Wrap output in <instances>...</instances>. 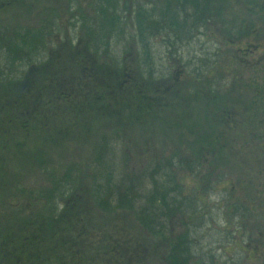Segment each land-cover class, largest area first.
Instances as JSON below:
<instances>
[{
    "label": "trees",
    "instance_id": "16d2710c",
    "mask_svg": "<svg viewBox=\"0 0 264 264\" xmlns=\"http://www.w3.org/2000/svg\"><path fill=\"white\" fill-rule=\"evenodd\" d=\"M63 1L67 2V13L72 16L66 26L72 27L73 35L65 33L63 39L57 40L55 24L50 22L46 35L49 41L53 39L51 43L45 44L43 36L39 39L35 36L21 45L14 44L8 37L2 40L0 149L21 150L25 139L35 138L38 151L44 156L48 143L77 136L87 138V142L99 140L96 154L99 160L101 151L103 155L109 152L108 144L110 146L112 141L120 140L125 144L124 137L130 128H142L148 121L155 123L162 113L178 110L177 105L182 104L184 112L192 99L199 96V93L182 92L179 69L163 75L156 67L151 47L159 42L166 55L173 57L179 52L177 45L192 37L194 22L210 18L215 3L225 9L228 0ZM27 2L0 0V13L14 8L22 11L28 7ZM263 6L264 0L258 1V8ZM124 36L129 40L126 45L122 44ZM258 47L263 50L264 42ZM259 48L236 52L237 59L244 61ZM261 60L264 61V55ZM210 93L213 94L211 99L216 100V94ZM253 98V104L264 101V83L255 87ZM220 116L223 122L231 121L228 112ZM173 119L176 117L167 120ZM218 119L217 116L216 121ZM182 122L181 118L180 124ZM193 147L198 153L192 152L187 161L174 164L167 160L171 162L166 169L168 177L161 181L156 178L160 168L157 165L150 171L149 166L143 167L138 173L123 170L124 175L117 182L113 181L116 176L111 172L103 174L101 179L98 174L87 175L89 183L92 182V206L97 207L108 223L114 221L108 229L96 231L91 241L83 239L89 236L83 212L84 205L90 202L79 193L85 178L78 175L73 181L67 174L72 171H67L58 182L50 183V189H45L43 195L49 200L42 204V213L23 221L30 232L18 236L16 241L6 240L9 236L0 241V264H24L25 261L65 264L61 250L76 258L83 245L96 250L103 264H131L143 260L145 252L142 254L135 249L138 247L132 245V236L126 229L128 216L139 229L159 239L155 246L144 245L143 249L163 248L162 264H205L195 254L196 243L192 237L193 232L202 227L199 218L204 217L197 203L198 190L185 194L184 184L176 174L178 169L188 168L194 180L206 186L204 179L206 174L210 177L211 172L207 170L204 175L201 167L206 163L210 165L216 147L213 141L207 145L208 149L200 147L199 142ZM151 149L149 147L147 152ZM123 157L127 160L128 155L125 153ZM3 160L1 154L0 161ZM44 169L49 171L47 166ZM198 220L200 222L196 223ZM1 230L0 235L14 236ZM42 249L48 250L44 253ZM21 252H25L29 260L21 257Z\"/></svg>",
    "mask_w": 264,
    "mask_h": 264
},
{
    "label": "rangeland",
    "instance_id": "374dc122",
    "mask_svg": "<svg viewBox=\"0 0 264 264\" xmlns=\"http://www.w3.org/2000/svg\"><path fill=\"white\" fill-rule=\"evenodd\" d=\"M258 1L261 2L232 0L230 6L228 0L225 9L215 3L210 18L207 16L194 22L192 37L177 45L179 52L173 57L166 55L159 42L152 45L156 67L163 75L179 69L182 92L199 93L184 112L183 105H177L179 111L160 115L164 119L159 118L155 123L148 121L142 128H130L124 137L125 144L120 140L109 142V152L103 155L101 151L99 160L96 159L99 140L87 142V138L78 139L77 136L48 143L44 156L38 151L35 138L25 139L21 150L0 149V155L4 156L0 161V230L14 235H0V241L7 236L6 240L16 241L20 238L18 236L30 232L25 229L28 225L23 221L35 218L41 212L42 204L49 200L43 195L45 189H50V183L58 182L69 170L72 174H67L73 181L78 175L85 178L82 180L85 183L83 190L79 193L91 204L84 205L83 216L89 236L83 239L91 241L96 231L108 229L114 221L108 223L97 207L92 206V182L89 183L87 175L98 174L101 179L103 174L111 172L117 177L113 181L117 182L124 175L123 170L138 173L143 167L149 166L150 171L159 166L156 178L161 181L168 177L166 169L171 163L168 161L174 164L187 161L192 152L198 153L193 147L195 142L208 149L207 145L213 141L216 147L213 160L210 165L206 163L201 167L204 175L207 170L211 172L210 177L206 174L204 179L206 186L195 181L187 167L184 171L174 168L178 172H175L176 177L184 184L185 194L198 190L197 203L204 217L199 218L201 222L196 221L202 227L192 234L196 243L195 254L205 264H264V101L253 104L255 87L264 83V61L261 60L264 49L258 47L264 42V6L258 8ZM66 3L63 0H28V7L22 11L14 8L0 13V47L4 46V37L19 45L29 43L35 36L37 39L46 37L45 44L51 43L53 39L49 41L46 35L50 22L55 24L57 40L63 39L65 33L73 35L72 27L66 26L72 18L67 13ZM122 40L125 45L129 41L125 36ZM255 46L259 49L250 57L244 61L237 59L236 52ZM3 59L1 56V65ZM210 92L216 94V100L211 99L213 94ZM226 112L231 116L230 122L221 120L220 115ZM173 117L176 119L167 120ZM144 143L147 144L144 146ZM149 147L152 149L147 152ZM125 153L127 160L123 157ZM205 154L208 155L207 151ZM45 166L49 171L44 169ZM126 227L132 236V245L139 249L134 248L139 253L145 252L143 260L131 264H162L163 248L143 249L144 245L155 246L159 239L139 229L129 216ZM80 247L81 254L76 258L62 249L63 262L103 264L104 260L96 250L88 245ZM19 255L29 260L25 252Z\"/></svg>",
    "mask_w": 264,
    "mask_h": 264
}]
</instances>
